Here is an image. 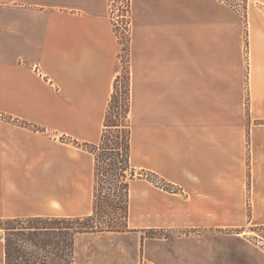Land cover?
Here are the masks:
<instances>
[{
	"label": "crops",
	"instance_id": "1",
	"mask_svg": "<svg viewBox=\"0 0 264 264\" xmlns=\"http://www.w3.org/2000/svg\"><path fill=\"white\" fill-rule=\"evenodd\" d=\"M130 24V163L169 189L133 178L128 225L174 233L152 264H264V0H130ZM119 50L108 0H0V217L91 211Z\"/></svg>",
	"mask_w": 264,
	"mask_h": 264
},
{
	"label": "trees",
	"instance_id": "2",
	"mask_svg": "<svg viewBox=\"0 0 264 264\" xmlns=\"http://www.w3.org/2000/svg\"><path fill=\"white\" fill-rule=\"evenodd\" d=\"M125 7L122 32H126V36L122 39L117 35L121 44L118 56L123 52L129 56L130 0ZM112 23L114 28L116 24ZM126 74L124 89L119 90V96L121 73L115 78L99 141L82 143L94 157L91 211L74 216L0 217L3 264H76L80 235L127 230L129 184L136 177V170L130 163L129 66ZM118 107L122 108L121 112H116Z\"/></svg>",
	"mask_w": 264,
	"mask_h": 264
},
{
	"label": "rangeland",
	"instance_id": "3",
	"mask_svg": "<svg viewBox=\"0 0 264 264\" xmlns=\"http://www.w3.org/2000/svg\"><path fill=\"white\" fill-rule=\"evenodd\" d=\"M126 3L127 0H108L109 14L112 22L116 24L114 30H117L116 32L118 34L116 33V35H120L122 39L126 36V32H122L124 31L123 28L126 20L124 16ZM232 7L235 10L237 9L242 17L244 16L243 6H237L238 8L235 6ZM122 54V56H119L121 77L120 83L118 84V96L121 94L119 90L124 89L125 80L127 79V66H129V56L126 52ZM121 111L122 108L120 107L116 110V112ZM135 178H147L160 187L168 188L162 180L154 178L146 171L136 170ZM247 232V239L251 244L257 246L264 255V226H253ZM173 235V232L163 229L146 228L139 230L133 224L128 225L127 230L120 232L104 231L85 233L78 237L76 264H152L146 255L147 253L145 254V248L148 247L149 239L157 240V244H161L165 238H170ZM2 258V240L0 238V264H3ZM220 264L225 263L221 262Z\"/></svg>",
	"mask_w": 264,
	"mask_h": 264
},
{
	"label": "built area",
	"instance_id": "4",
	"mask_svg": "<svg viewBox=\"0 0 264 264\" xmlns=\"http://www.w3.org/2000/svg\"><path fill=\"white\" fill-rule=\"evenodd\" d=\"M222 1H225V0H222ZM233 6H235L236 8H238L237 6H239L238 4H233ZM237 10V9H236ZM162 186V185H161Z\"/></svg>",
	"mask_w": 264,
	"mask_h": 264
}]
</instances>
